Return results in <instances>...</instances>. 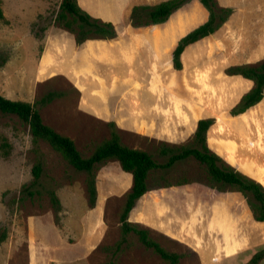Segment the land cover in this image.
Listing matches in <instances>:
<instances>
[{
	"label": "rangeland",
	"instance_id": "obj_1",
	"mask_svg": "<svg viewBox=\"0 0 264 264\" xmlns=\"http://www.w3.org/2000/svg\"><path fill=\"white\" fill-rule=\"evenodd\" d=\"M162 1L77 0L116 32L112 40L77 46L55 21L61 0H1L0 95L36 103L57 93L37 105L41 119L70 138L82 157L109 139L114 123L124 146L165 163L163 147L189 146L197 121L213 118L211 151L264 185V101L231 117L251 81L225 73L234 63L256 66L264 59V0H216L233 15L186 49L180 71L172 67L171 50L207 12L191 0L162 25L131 26L133 6ZM0 137V232L6 233L0 264H109L131 175L113 160L99 165L91 208L86 175L47 143H33L17 117L0 112ZM38 161L43 171L33 184ZM148 183L150 194L136 202L128 221L180 255L178 264H245L264 248V223L253 220L243 196L208 188L193 159L151 172ZM51 191L61 204L58 217ZM116 264L167 263L130 234Z\"/></svg>",
	"mask_w": 264,
	"mask_h": 264
},
{
	"label": "trees",
	"instance_id": "obj_2",
	"mask_svg": "<svg viewBox=\"0 0 264 264\" xmlns=\"http://www.w3.org/2000/svg\"><path fill=\"white\" fill-rule=\"evenodd\" d=\"M190 1L165 0L151 6H133L129 15L130 24L133 28L162 25ZM197 1L207 12V19L181 37L171 50L172 67L177 71L182 69L183 55L186 49L219 30L233 13L231 8L219 6L216 0ZM3 19L4 14L0 0V20ZM55 21L63 29L74 35V41L77 46L90 39L112 40L116 36L113 23L91 16L78 5L77 0H61ZM225 73L228 76L239 75L253 82L252 88L240 98V101L230 111L231 116L247 113L264 101V59L256 66L240 65L229 67ZM57 96V93L50 92L38 102L29 103L14 101L0 95V112L17 117L28 127L33 143L36 144L39 141L47 143L64 158L69 166L77 172H82L86 175V191L88 204L91 208L95 207L97 199L95 171L99 165L113 160L118 162L122 171L131 175V188L126 194L124 206L119 217L120 240L112 248L107 249L111 255L109 264H116V255L123 245L127 243L130 234L135 235L146 249L154 252L167 264H178L180 255L169 253L162 248L150 237L148 230L141 229L130 223L128 217L130 218L136 202L150 194L148 178L151 172L172 168L175 164L187 159H193L203 167L208 188L215 189L218 192L230 190L241 194L253 220L264 223V185L250 174L244 172L240 167L229 165L220 155L211 151L208 146V132L211 128L210 126L214 123L213 119L197 121L189 146L163 147L159 154L168 157L165 163H157L148 153L124 146L121 143L114 123L108 124L110 127L109 139L96 146L89 157H82L70 138L58 134L51 127L45 125L41 119L37 105H45ZM42 171V163L40 161L36 162L32 167L33 184L38 182ZM28 193L32 195L31 191ZM49 198L58 217L61 211L60 201L52 191L49 192ZM5 239L6 233L4 231L0 232V244ZM263 259L264 248L256 251L245 264H260Z\"/></svg>",
	"mask_w": 264,
	"mask_h": 264
},
{
	"label": "crops",
	"instance_id": "obj_3",
	"mask_svg": "<svg viewBox=\"0 0 264 264\" xmlns=\"http://www.w3.org/2000/svg\"><path fill=\"white\" fill-rule=\"evenodd\" d=\"M240 65H243V64H240V63H238V64H232V66H240ZM252 86H253V82H251V87H250V89L252 88ZM240 101V100H239ZM196 128V127H195ZM261 242H264V241H261ZM248 262V261H247Z\"/></svg>",
	"mask_w": 264,
	"mask_h": 264
},
{
	"label": "bare ground",
	"instance_id": "obj_4",
	"mask_svg": "<svg viewBox=\"0 0 264 264\" xmlns=\"http://www.w3.org/2000/svg\"><path fill=\"white\" fill-rule=\"evenodd\" d=\"M245 114V113H244ZM243 115V114H242ZM213 119V118H212ZM231 119H235V118H231ZM213 126V125H212ZM212 126H211V128H212ZM211 128L209 129V132H210V130H211ZM209 132H208V134H209Z\"/></svg>",
	"mask_w": 264,
	"mask_h": 264
},
{
	"label": "water",
	"instance_id": "obj_5",
	"mask_svg": "<svg viewBox=\"0 0 264 264\" xmlns=\"http://www.w3.org/2000/svg\"><path fill=\"white\" fill-rule=\"evenodd\" d=\"M224 7H226V6H224ZM232 15H233V14H232ZM231 117H234V116H231ZM210 127H211V126H210ZM210 127H209V128H210ZM207 131H208V130H207ZM125 173H126V172H125ZM131 211H132V210H131ZM257 223H260V222H257Z\"/></svg>",
	"mask_w": 264,
	"mask_h": 264
}]
</instances>
